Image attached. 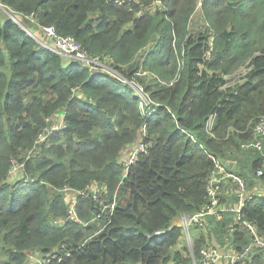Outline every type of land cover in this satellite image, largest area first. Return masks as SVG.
Instances as JSON below:
<instances>
[{"label":"trees","instance_id":"1","mask_svg":"<svg viewBox=\"0 0 264 264\" xmlns=\"http://www.w3.org/2000/svg\"><path fill=\"white\" fill-rule=\"evenodd\" d=\"M152 2L0 0L30 31L52 26L90 56L107 55L110 70L65 61L11 15L0 20V264H38L30 252L55 255L53 264H192L185 246L173 249L182 234L173 219L206 201L209 154L239 149L264 116V0ZM138 68L164 82L143 84L156 103L145 112L111 72L143 82ZM241 68L244 79L230 85L226 77ZM60 111L62 127L36 142ZM142 130L147 151L126 170L121 156ZM13 163L20 167L10 174ZM257 178L264 183V173ZM92 192L114 195L108 222ZM242 215L264 239V197L245 200ZM230 228L223 231L234 229L227 235L240 251L248 240ZM203 244L193 238L195 259ZM238 264H264V250Z\"/></svg>","mask_w":264,"mask_h":264},{"label":"built area","instance_id":"2","mask_svg":"<svg viewBox=\"0 0 264 264\" xmlns=\"http://www.w3.org/2000/svg\"><path fill=\"white\" fill-rule=\"evenodd\" d=\"M114 1L118 3H123L125 1L138 2V0H114ZM155 5H160V0H153L151 7H154ZM0 9H2L5 12H8L4 5L0 4ZM136 14L137 16L141 15V11L139 10ZM10 15L17 24L24 27L25 30L28 32V34L32 35L35 38V40L42 46L54 51L55 53L59 54L62 57H65L66 59H76L77 61L86 65L90 71H96V70H101L105 72L110 71L108 69L107 63L100 61L98 56H94V57L90 56L88 52L76 42L73 36L59 35L55 32L52 26L36 24V27H38L41 34L40 37H38L37 35L36 37L34 36V33L30 31V28L24 26L20 21V19H18L15 14L11 13ZM24 17L30 20L31 22H34L30 14H27ZM111 72L115 77H117L118 80L128 83L133 88V90L137 95L139 105L144 112L151 110V108L153 107L151 105H156V103L150 99L149 94L145 90L143 83L136 82V79L127 80L120 73L116 71H111ZM245 73H246V69L244 74L237 81V83L241 82L244 79ZM136 75L142 77L143 79L153 78L161 82L154 74L142 68H138ZM212 118L213 116L210 115L208 120L209 122L208 127L212 125ZM61 127H62V121H60V125L56 127L51 126L47 131L49 132L52 129H58ZM250 131H251V139L241 142L239 147L251 148L254 150L255 153L258 152L260 154L259 165L255 170V175L261 176L264 173V140H263L264 116L263 115H259L254 118V120L250 124ZM143 135H144V130H142L141 136L139 138L140 142L136 145H132L128 151H125L124 160H126V162L124 169L127 170L128 166L138 157L139 154L146 153L148 144L144 142ZM40 138L43 139L44 135L41 134L37 138L36 142L40 141L41 140ZM210 158L213 161V167L209 171V174L206 178V183H205L206 201L197 211L190 214L189 213L181 214L178 217V226L181 228L183 238L186 240V242H190L191 237L189 236L188 230L191 225L202 226L204 223V218L209 216L221 217V215L225 212L235 213L236 224L242 226L250 237L249 242L242 248L241 251L231 252L230 255L227 254L228 264H236L237 262L246 258L250 254L253 247L261 248L264 250V239L262 236L258 234L255 224L245 219L242 215V206L245 200L251 197L250 191L248 190L244 177H242L240 174L233 172L232 170L226 169V167L223 165L221 158L212 154L210 155ZM17 167H20V165L13 163L9 173L11 174L14 170L17 169ZM227 180L233 182L236 188L235 189L236 199L233 204L225 203L220 195L222 183ZM90 196L97 203V208H98L97 216L101 217L103 213H106L105 219L108 222L111 218V215L114 213V209H115L114 195L112 196V198H110L109 201H106L107 200L106 198L99 199L94 192H92ZM68 215L70 218H74L75 216L73 203L70 205ZM220 256H221V252L218 248L205 244L203 249L200 251L199 261L201 264H217ZM58 261H60V259Z\"/></svg>","mask_w":264,"mask_h":264},{"label":"crops","instance_id":"3","mask_svg":"<svg viewBox=\"0 0 264 264\" xmlns=\"http://www.w3.org/2000/svg\"><path fill=\"white\" fill-rule=\"evenodd\" d=\"M0 17L5 18V15L4 14H0ZM16 17L18 19H20V21L22 22V24L24 26H27L28 25V24H24L23 19H22L21 16L16 15ZM31 29H32V32L33 33H35L38 37H40L41 34H40V31H39L38 27H32ZM152 74H154V73H152ZM154 75L156 76V74H154ZM145 79L146 78H144L143 80H145ZM149 79L152 80L153 78H149ZM120 82L127 84L132 89L134 95L137 96L136 93H135V91L133 90V88L128 83L123 82V81H120ZM171 82L172 81H169V83H171ZM138 104H139V102H138ZM139 108H140V110L142 112L143 109L140 107V105H139ZM54 116H56L58 119H60V121L63 120V114H62V112L61 113H57ZM52 118L53 117L49 118V120H51ZM212 122H213V118H212ZM50 127H51V125H50ZM211 127H212V125L210 127L207 126L206 129L207 130H211ZM49 128H47L45 130V132L43 133L44 136L48 132L47 130ZM210 134H211V132H210ZM241 153H242V156H239V157H237V160H234V158L231 157L234 154V150L232 149L230 151V154L228 156H223L222 157V158H225V160H223L221 158L222 159V162H223V165L226 167V169L232 170L233 172H235L237 174H239V172H241L240 174H242L245 177L244 179L246 181L248 190L250 191L251 197H264V183L260 180V178H257L259 176H256L255 175V170H256V168L259 165V156H260V154L258 152H256L254 155H250L249 152L248 153L241 152ZM210 155L211 154H209V157H210ZM254 161L257 162V165L254 168V170L252 171L251 170L252 168L250 167V163L251 162H254ZM235 169H237V170H235ZM238 170H240V171L237 172ZM235 189L236 188H235L234 183L231 182V181H229V180H227V181H225V182L222 183L220 195L222 197V200L225 203L233 204L235 202V199H236L235 198ZM205 200H206V198H205ZM225 213H227V212H225ZM230 213H233V212H230ZM234 215H235V213H234ZM178 217H175L173 219V224L176 225V226H178ZM232 217L233 216L230 215L229 213H227L225 215L223 213L221 215V217L220 216L219 217L209 216V217L204 218V223H203L202 226L191 225L189 227L188 233H189V236L191 237V241L190 242H186L185 241V244L187 245L185 247H186V251H187L186 255H190L192 264H196V263L201 264L200 261H199L200 258L199 259H195L194 258V254H193V238L196 235H198V234H201L204 237V244H203L201 250L203 249V247H204L205 244L208 245V242H210L209 241V235L210 236H213L214 234H216L215 237H217V239L215 238L214 241L218 245H223V246H220V248H218L220 250V252H221V256H220L217 264H228V256H227V254L230 255L231 252H239V251H236L234 249V247L231 244V242H230V240L228 238V235H227V234H229V236L231 238V235L233 234L234 229L232 228L231 232H229V233H226V232L223 231V229H226V228L229 229L230 227H232V225H237L235 222H233ZM222 224H224V226H222ZM221 226L224 227V228H221ZM237 227L240 230H242L244 232V236H246L247 233H246L245 229L242 226H240V225H237ZM181 233H182V231H181ZM180 237L182 238L183 237V234H181ZM227 238H228V241H227ZM212 243L215 244L214 242H212ZM246 244H244L242 246V248ZM211 246H214V247L217 248L216 244L215 245H211ZM242 248H241V250H242ZM255 248H257V247H253L252 250H251V252H253V250ZM258 249H261V248H258ZM249 255L246 258H248ZM246 258H244V259H246ZM241 261L237 262L236 264L240 263Z\"/></svg>","mask_w":264,"mask_h":264},{"label":"rangeland","instance_id":"4","mask_svg":"<svg viewBox=\"0 0 264 264\" xmlns=\"http://www.w3.org/2000/svg\"><path fill=\"white\" fill-rule=\"evenodd\" d=\"M160 6H161V4H160ZM198 7H199V5L197 6V8H196V10H195V13H194V15H193V17L191 18V29L193 30V29H195L196 27H198L200 24H201V20H200V17H199V9H198ZM7 11L8 12H5V11H3L2 9H0V14H8V15H10V13H11V11L9 10V9H7ZM31 15V14H30ZM11 17V16H10ZM0 20L2 21L3 20V18L2 17H0ZM34 35L36 36V34L34 33ZM37 37V36H36ZM98 58H99V60L100 61H102V62H104V63H108L109 62V57L107 56V55H105V56H103V55H101V56H98ZM64 59V58H63ZM67 59L65 58V61H66ZM64 61V60H63ZM244 72H245V69H243V68H241L240 70H238V71H236L235 73H233V74H231L230 76H228V77H226V79H227V81H229V83L231 84V85H233V84H235V83H237V81L240 79V77L244 74ZM136 82H138V83H143V84H145V83H147V84H150V83H152V80L151 79H149V78H146L145 80H143V82H141V81H139L137 78H136ZM239 83V82H238ZM59 113H61V112H59ZM49 123H50V125L51 126H53V127H56V126H58V125H60V119H58L56 116H54L51 120H49ZM41 139V138H40ZM43 139H41L40 141H38V142H41ZM237 151V152H236ZM241 152H244V153H248L249 152V154L250 155H254L255 154V152H254V150L253 149H251V148H239V149H234V154L231 156V157H233L234 158V160H237V157H239V156H242V153ZM122 157V159H124V157H125V155H122L121 156ZM223 160H225V158H222ZM235 170H237V169H235ZM240 170H238L237 172H239ZM239 173H241V172H239ZM245 173V172H244ZM249 174V173H248ZM241 176H243L242 174H240ZM244 177V176H243ZM245 178V177H244ZM91 186V184H89L88 185V187H90ZM91 188V187H90ZM76 192H74V193H71V190H68V189H65V195L67 196V197H71V196H73L74 194H75ZM227 213H229L230 215H232L233 217H232V220H233V222H235L236 223V217H235V215H234V213H230V212H227ZM227 213H225V214H227ZM224 214V215H225ZM216 236V234H214L213 236H210L209 235V241L211 242H208V245H215L216 244V246H217V248H220V246H223V245H218L215 241H214V239L216 238L217 239V237H215ZM245 238H246V240H250V237H249V235L248 234H246V236H245ZM185 239H183V237L181 238L180 237V239H179V243H178V245L175 247H173V249L174 250H179V249H181V248H183L184 246H187L186 244H185ZM227 241H228V239H227ZM212 242H214L215 244H213ZM224 244V243H223ZM184 253H187V251L186 250H184ZM55 257V255H51V254H49V253H46V254H42V253H34V252H30L29 254H28V259H30L32 262H37L38 264H53L52 262H51V260L53 259Z\"/></svg>","mask_w":264,"mask_h":264}]
</instances>
